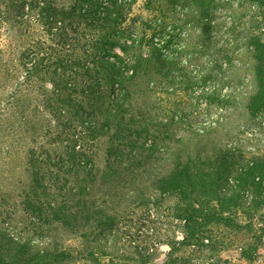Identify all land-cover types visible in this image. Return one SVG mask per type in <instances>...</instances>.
<instances>
[{"label":"rangeland","instance_id":"rangeland-1","mask_svg":"<svg viewBox=\"0 0 264 264\" xmlns=\"http://www.w3.org/2000/svg\"><path fill=\"white\" fill-rule=\"evenodd\" d=\"M51 1L0 0V233L30 250L68 254L52 264L161 263L168 258L171 246L179 247L175 242L182 238L184 222L174 216L176 199L160 197L153 176L170 169L175 155L186 158L188 150L209 153L231 147L243 158L264 154V113L251 119L245 108L256 90L249 41L258 36L264 42V3L136 0L131 5L126 20L117 26L124 35L121 43L126 41L131 48L116 46L115 50L123 61L131 62L139 54L150 59L140 64L123 89L114 91L118 96L128 91L124 98L129 101V113L159 118L175 111V119L176 115L179 119L170 129L175 133L171 137L151 128L161 139V151L134 171L137 184H132L118 175L111 183V172L103 176L106 137H84L78 149L84 154L69 158V142L62 130L71 126L74 134L84 136L77 115L73 117L68 107L63 109L64 117L58 113L49 74H43V79L26 77L23 82L22 54L37 41L55 44L59 37H48L46 30L54 32L53 25H68V19L63 23L55 20L62 18L47 7ZM54 1L58 7L71 4V0ZM73 21L72 25H87L86 21ZM202 25H209V34L201 33ZM84 35L74 43L84 44ZM76 54L83 57L79 50L74 51V57ZM79 81L73 79V86ZM101 82L106 90L108 84ZM73 97L85 102L80 86ZM71 117L73 121L63 122ZM208 117H219L221 122L214 129L201 131L200 142L196 136L199 124L210 122ZM163 149H171L172 154ZM31 159L39 160L35 163L45 187H32ZM237 163L244 161L238 157ZM231 184L233 177L224 180L226 189ZM84 186L92 211L101 208L114 217L108 226L96 228L97 218L84 228L48 220L47 202L63 201L76 212L74 194ZM241 194L243 202L251 201L252 192ZM33 198H38L43 212L38 214L28 205ZM237 215L241 229L210 226L203 232L200 249L183 247L174 255L187 264H264V202L259 209L239 210ZM71 220L82 224L80 217Z\"/></svg>","mask_w":264,"mask_h":264},{"label":"trees","instance_id":"trees-1","mask_svg":"<svg viewBox=\"0 0 264 264\" xmlns=\"http://www.w3.org/2000/svg\"><path fill=\"white\" fill-rule=\"evenodd\" d=\"M80 1L83 4L79 3ZM135 1L71 0L68 6L62 4L63 6L58 7L54 5L53 0L47 7L51 6L52 13L62 18L54 19L60 23L68 19V25H53L54 32L52 29L46 30L48 37L51 38V35L59 37L55 44L51 45L45 40L37 41L32 48H28L22 54V62L25 64L23 82L30 77L43 79V74H49L48 82L57 96L58 113L64 117L63 109L68 107L74 112L72 116L77 115L76 119L80 120V125L85 129V133H82L84 136L81 137L71 131V126L66 131L62 130L65 132L63 135H66L64 140L69 142L67 150L69 158L84 154L82 149L78 150L84 137L92 140L107 138V161L103 176L111 172L112 174H108L111 183L116 182L114 176L118 175L126 182L137 184L134 171L143 167L153 155L161 151L158 142L161 139H157L151 128L156 127L161 133L171 137L170 134L175 133H171L170 129L178 119L177 115L175 119V111L170 115L163 113L159 118L129 113L130 104L124 98L128 91L124 90V94L121 93L119 96L114 91L118 87L123 89L126 82L135 77L140 64L150 59L146 54H139L131 62L123 61L115 50L116 46L123 49L131 48L126 41L121 43L124 35L117 31V26L124 21L128 15L127 11ZM256 1L264 3V0ZM198 2L204 4L205 1ZM73 19L86 21L87 25H72ZM200 31L202 34H209V25L200 26ZM83 33L86 42L81 45L74 43ZM128 39L136 40L133 37ZM249 44L253 57L256 90L245 108L248 116L254 119L258 114L264 113V42L258 36H253ZM76 50L83 53V57L77 54L74 57ZM122 65L125 70L122 69ZM77 78H80V81L75 87L72 80L76 82ZM101 81L108 84L106 90L103 89L105 83ZM79 86L85 94V102L73 97L78 95ZM73 117L63 119V122L73 121ZM207 119L210 122L200 121L199 124L200 131H197L196 136L200 142L201 131L214 129L221 122L219 117ZM78 134L81 135V132ZM163 150L172 154L171 149ZM238 157L244 163H237ZM243 157L238 150L231 147L217 148L209 153L204 149L188 150L186 158L175 155L171 160L170 169L161 175L153 176V184L159 196L170 195L176 199L174 216L184 222L182 238L175 242L179 247L171 246L167 252L168 258L154 264H187L185 259L174 254L183 247L200 249L205 239L203 232L208 227L222 224L227 228L241 229L242 226L237 222L238 211L245 212L261 207L264 202V154ZM35 162L39 160H30L32 187H45L42 183L43 176ZM229 177H233L234 185H228L229 189H226L223 183ZM243 191L252 192L250 202L242 201L245 199L241 194ZM85 192L84 186L74 194L76 212L63 201L53 204L47 202L48 220L62 226L84 228L90 227V220L97 218L96 228L108 226L114 217L107 215L101 208L92 211L87 205ZM36 201L38 198L29 199L27 203L39 214L43 212V207ZM78 217L82 218V224L71 220ZM67 256L68 254L63 252L53 255L44 250H30L26 244H18L13 237L0 233V264H52ZM144 264L147 262L144 261Z\"/></svg>","mask_w":264,"mask_h":264}]
</instances>
